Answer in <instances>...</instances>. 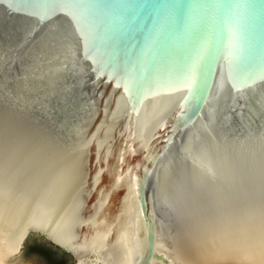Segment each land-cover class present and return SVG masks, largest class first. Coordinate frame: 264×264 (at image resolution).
I'll return each mask as SVG.
<instances>
[{
  "label": "water",
  "instance_id": "water-1",
  "mask_svg": "<svg viewBox=\"0 0 264 264\" xmlns=\"http://www.w3.org/2000/svg\"><path fill=\"white\" fill-rule=\"evenodd\" d=\"M0 212L13 256L264 254V0H0Z\"/></svg>",
  "mask_w": 264,
  "mask_h": 264
},
{
  "label": "bare ground",
  "instance_id": "bare-ground-1",
  "mask_svg": "<svg viewBox=\"0 0 264 264\" xmlns=\"http://www.w3.org/2000/svg\"><path fill=\"white\" fill-rule=\"evenodd\" d=\"M28 226L31 225L27 218L6 217L0 212V264H8V259L18 251ZM239 259L242 264H264V254Z\"/></svg>",
  "mask_w": 264,
  "mask_h": 264
},
{
  "label": "rangeland",
  "instance_id": "rangeland-1",
  "mask_svg": "<svg viewBox=\"0 0 264 264\" xmlns=\"http://www.w3.org/2000/svg\"><path fill=\"white\" fill-rule=\"evenodd\" d=\"M64 258L67 264H75L72 257L60 253L56 248L44 243L38 235H30L24 242L21 250L8 259V264H55L50 256Z\"/></svg>",
  "mask_w": 264,
  "mask_h": 264
},
{
  "label": "trees",
  "instance_id": "trees-1",
  "mask_svg": "<svg viewBox=\"0 0 264 264\" xmlns=\"http://www.w3.org/2000/svg\"><path fill=\"white\" fill-rule=\"evenodd\" d=\"M50 259L55 264H67V261L64 258H58L57 256H50Z\"/></svg>",
  "mask_w": 264,
  "mask_h": 264
}]
</instances>
